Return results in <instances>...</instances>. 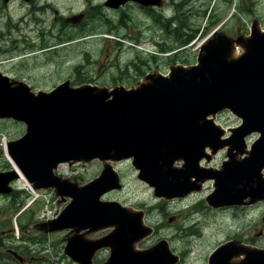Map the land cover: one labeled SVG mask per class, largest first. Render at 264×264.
<instances>
[{
    "label": "water",
    "instance_id": "water-1",
    "mask_svg": "<svg viewBox=\"0 0 264 264\" xmlns=\"http://www.w3.org/2000/svg\"><path fill=\"white\" fill-rule=\"evenodd\" d=\"M114 1L120 4L125 0ZM236 46L242 49L238 56L234 55ZM0 83L4 84L0 85V117L13 118L26 125L21 141L10 145L11 155L37 186L53 185L59 194L72 198L59 222H54L55 227L117 226L106 239L94 245L78 237L70 240L67 252L81 264H89L92 252L106 243L112 246V261L121 264H146L145 259H152L145 255L159 248L134 253L133 242L147 233L140 213L129 212L115 202L99 201L104 191L116 186L114 177L110 186L105 187V180L97 178L80 187L53 174L52 170L60 162L133 156L141 176L154 185L156 193L183 195L193 190L188 178L194 173L190 170L197 168V150L202 152L209 147L215 152L226 145L228 159L222 162L221 169L196 173L198 179L210 177L216 181L214 194L227 192V201L213 198L210 202L229 205L239 203L243 197L249 198V202L264 199V175H261L264 168V31L257 24L252 25L247 38L206 44L198 55L197 65L171 67L167 76L158 74L152 83L131 91L116 90L110 95L104 89L88 86L71 89L64 84L47 94L35 95L27 87L10 85L4 77H0ZM222 109H229L240 118L237 127L228 129L230 134L226 138H222L225 130L213 121ZM253 133L257 137L248 151L247 138ZM30 145L38 150L31 149ZM243 153L247 155L237 157ZM184 154L187 155L185 168L174 171L172 180L163 177L160 171L165 164ZM9 179L0 174V192L9 191ZM233 245L220 246L212 254L210 264H230L229 256L237 251ZM163 255V249L156 253L163 262L159 264L173 261L170 256L168 261L163 259ZM151 262L148 264H156ZM250 262L264 264V252L247 251L241 264Z\"/></svg>",
    "mask_w": 264,
    "mask_h": 264
},
{
    "label": "rangeland",
    "instance_id": "rangeland-1",
    "mask_svg": "<svg viewBox=\"0 0 264 264\" xmlns=\"http://www.w3.org/2000/svg\"><path fill=\"white\" fill-rule=\"evenodd\" d=\"M6 1L0 0V60L4 63L0 70L45 90L65 78L71 80V76L78 81H135L145 70L160 69V64L164 66L163 73L168 65L192 64L202 36L178 48L174 55L166 49L179 46L189 36L194 39L200 34L207 36L219 29V21L222 26L226 25L225 32H230L229 35L234 29L239 32L244 24L257 20L264 27V0H167V5L157 11L153 5L149 6L154 8L150 14L169 23V34L133 6L106 7L104 0ZM78 12L83 13L82 20L68 22V17ZM98 12L101 16H96ZM94 17L101 19L100 22L95 24L99 19L94 20ZM208 25L211 27L205 32ZM136 56L145 59L147 65L136 67L140 60ZM216 120L220 127L238 123V118L227 110L219 113ZM24 132L23 122L0 118V171L12 168L2 145ZM225 158L226 152L221 150L213 164L218 165ZM106 163L87 162L76 167L71 162L55 172L81 185L99 174ZM182 165L177 158L172 163V166ZM118 167L123 169L119 173L122 189L110 191L102 198L118 200L130 210L143 209L146 223L154 228L152 235L133 245L135 250H147L164 241L166 248L182 254L178 264H208L211 251L227 240L247 245L249 243L242 240L246 237L264 243V201L242 209H213L207 199L213 190L212 183L206 184L200 192L179 199L167 198L156 195L153 188L139 178L130 158L122 160ZM13 185L20 194L0 195V264H78L66 254V239L79 235L93 240L111 230L103 227L49 232L41 221L54 218L68 200L62 202L51 188L48 193L39 189L38 194L26 197L29 191L23 189L22 182L18 180ZM49 195H52L50 201ZM24 207L28 209L18 215ZM39 209L40 213L36 214ZM8 248L24 261L18 262L7 254ZM110 253V246L102 247L91 264H105Z\"/></svg>",
    "mask_w": 264,
    "mask_h": 264
},
{
    "label": "bare ground",
    "instance_id": "bare-ground-1",
    "mask_svg": "<svg viewBox=\"0 0 264 264\" xmlns=\"http://www.w3.org/2000/svg\"><path fill=\"white\" fill-rule=\"evenodd\" d=\"M31 144V143H30ZM172 146V145H171ZM30 148L33 149V150H38L36 148H34L33 146L30 145ZM187 151V150H186ZM166 153V152H165ZM201 156V150H197L196 152V157L197 158H200ZM7 157V156H6ZM9 159V157H7ZM187 158V155H183L181 157H179V159L181 161H184L186 162V159ZM10 160V159H9ZM168 167H169V164H165V167H164V171L162 172L163 175H170V172L168 170ZM19 180L25 185V186H31L30 183L25 179V177L19 172V176H18ZM116 187V186H115ZM32 192H34V195L37 194V190H35V188H33ZM82 198V197H81ZM81 200V199H80ZM84 201V200H83Z\"/></svg>",
    "mask_w": 264,
    "mask_h": 264
},
{
    "label": "flooded vegetation",
    "instance_id": "flooded-vegetation-1",
    "mask_svg": "<svg viewBox=\"0 0 264 264\" xmlns=\"http://www.w3.org/2000/svg\"><path fill=\"white\" fill-rule=\"evenodd\" d=\"M28 1H30V0H28ZM81 3L84 5L83 1H82ZM136 5L139 6L138 4H136ZM153 9H154L153 7H148V8H147V10H149V11H152ZM159 9H162V8H159ZM154 11H157V9H155ZM174 11H176V10H174ZM97 15H98V16H101V14H100L99 12L96 14V16H97ZM151 16L154 17V18H158L157 16L152 15V14H151ZM97 19H99V18L94 17V20H97ZM100 20H101V19L95 21V24L98 23V22H100ZM174 21L177 22V19L175 18ZM23 37L26 38V35H24ZM64 40H68V41H69V39H64ZM64 40H63V41H64ZM55 42H56L55 44H58V43H59V41H55ZM17 50H18V49H17ZM18 51H19V50H18ZM136 58H137V59H140V60H139V63H137V64L135 65L136 67L141 68V67L147 65L145 59H141L139 56H136ZM153 59H154V56H153V58H151L150 60H153ZM3 65H4V63L2 62V60H0V68H2Z\"/></svg>",
    "mask_w": 264,
    "mask_h": 264
},
{
    "label": "trees",
    "instance_id": "trees-1",
    "mask_svg": "<svg viewBox=\"0 0 264 264\" xmlns=\"http://www.w3.org/2000/svg\"><path fill=\"white\" fill-rule=\"evenodd\" d=\"M240 6H242V5L240 4ZM214 21H212V22H214ZM211 25H213V24H211ZM241 31H242V29H241ZM191 37H193V36H190L189 38L185 39L183 42L180 43V45L183 43H187Z\"/></svg>",
    "mask_w": 264,
    "mask_h": 264
}]
</instances>
